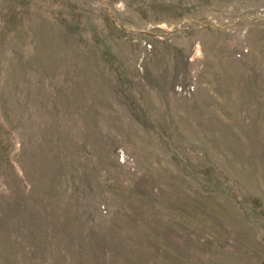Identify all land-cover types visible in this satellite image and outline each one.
<instances>
[{
	"label": "rangeland",
	"instance_id": "rangeland-1",
	"mask_svg": "<svg viewBox=\"0 0 264 264\" xmlns=\"http://www.w3.org/2000/svg\"><path fill=\"white\" fill-rule=\"evenodd\" d=\"M0 264H264V0H0Z\"/></svg>",
	"mask_w": 264,
	"mask_h": 264
}]
</instances>
